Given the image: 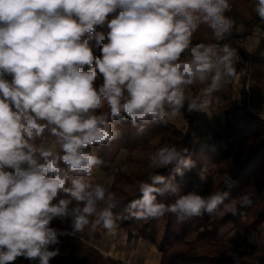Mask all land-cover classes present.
Masks as SVG:
<instances>
[{
  "label": "clouds",
  "instance_id": "obj_1",
  "mask_svg": "<svg viewBox=\"0 0 264 264\" xmlns=\"http://www.w3.org/2000/svg\"><path fill=\"white\" fill-rule=\"evenodd\" d=\"M253 9L264 21V0H253ZM229 11V0H0V264L17 257L49 264L59 255L49 246L60 237L89 225L112 232L126 218L113 211L118 202L110 190L86 179L103 163L89 149L117 138V121L142 132L167 124L185 104L188 112L203 111L208 97L235 77L240 60L223 43L234 24ZM105 25L106 42L97 33ZM200 25L212 30L215 43H192ZM94 36L99 57L90 45ZM205 83L202 96L186 95L185 87ZM187 153L173 144L151 151L148 167L172 174L150 173L123 213L145 220L172 214L183 223L222 205L235 215L228 191L189 192L171 204L158 199L177 193L175 175L195 167ZM223 183L232 186L227 175ZM61 193L67 198L53 204ZM240 200L252 203L247 195ZM55 218H70L71 232L49 227Z\"/></svg>",
  "mask_w": 264,
  "mask_h": 264
},
{
  "label": "trees",
  "instance_id": "obj_2",
  "mask_svg": "<svg viewBox=\"0 0 264 264\" xmlns=\"http://www.w3.org/2000/svg\"><path fill=\"white\" fill-rule=\"evenodd\" d=\"M231 11L226 12L234 24L230 39L246 37L255 32L262 20L253 9V0H229ZM110 15L108 19L110 20ZM239 27L241 29L239 30ZM240 32H239V31ZM109 29L98 26L97 33L105 36ZM215 43L212 39V30L200 25L192 34V43ZM235 48L233 43L224 41ZM93 54L101 56V45L95 36L90 41ZM181 59H187L182 55ZM252 77L264 90V54L252 55ZM233 78L231 79L232 82ZM231 82L229 84H231ZM103 83L102 74L98 73L94 87L98 89ZM205 84L192 86L195 96H202L201 90ZM219 97V100H215ZM209 107H217L223 118L221 130H215L217 142L214 146L199 141L195 133L198 121L207 120V113L203 111L188 112L187 104L182 109L185 124L179 128L168 121L167 124L153 123L139 131L128 120L117 121L115 128L119 130L117 138L104 146H91L103 161L100 167L113 163L121 150H126L123 164L118 166L109 186L118 207L114 212L122 213L126 218L117 221L116 231L122 230L128 244H137L139 241L153 243L160 252V264H264V246L259 248H238L228 243L222 230L231 226L244 233L257 231L264 224V117L255 114L246 103H240L234 98V93L224 85L219 91H214L208 97ZM107 111L105 104L102 109ZM232 120L236 122L233 126ZM47 132L45 133L46 136ZM164 144H173L178 148H187L195 167L186 170L183 176L175 175L174 183L177 193L164 199L171 204L182 195L195 192L201 196L211 195L215 191H228L229 200H235L237 212L233 215L222 205L213 214L205 213L194 216L183 223H177L176 217L166 214L158 219H137L123 213L124 206L133 199H138L139 183L148 180L153 171L156 174L169 176L171 168L151 169L148 163L138 160V151H154ZM59 152V149H57ZM12 171L11 169H6ZM206 176L201 179V174ZM229 176L232 186L226 187L223 183L225 176ZM247 195L251 198L250 205L242 206L240 197ZM60 198H67L66 194H59L52 202L55 204ZM225 203H228L226 201ZM103 205H101L102 207ZM163 223L161 237L157 238V223ZM49 227L71 232V219H53ZM109 230L102 226L97 227L92 235L93 239L103 240ZM113 232H110V234ZM121 233V232H120ZM61 243L49 246L50 250L59 248V255L50 259L51 264H127L121 257L104 255L96 243H87L78 233L60 237ZM144 240V241H143ZM140 243V244H141ZM11 264H35V261L15 260Z\"/></svg>",
  "mask_w": 264,
  "mask_h": 264
},
{
  "label": "rangeland",
  "instance_id": "obj_3",
  "mask_svg": "<svg viewBox=\"0 0 264 264\" xmlns=\"http://www.w3.org/2000/svg\"><path fill=\"white\" fill-rule=\"evenodd\" d=\"M240 29L241 27H239V30ZM227 42L233 43L235 49H237L240 60L235 65L236 75L233 77L231 84L228 83L224 86L234 93V98L237 101H240V103H246L255 114L264 117V90L260 84L253 80L252 77V55L264 54V21L259 24L253 34L246 37H238L236 39L228 38ZM4 78L8 79L9 81L12 79V77L8 74H4ZM203 89H205V87H203L201 90L203 91ZM185 93L188 96H193L194 89L192 86L185 87ZM219 99V97H215L214 101ZM204 110L207 113V120L198 121V129L195 133V136L199 141L214 146L217 142L214 131L216 130L218 132L221 130L223 118L220 116L217 107L211 108L207 106L204 108ZM169 121L176 124V126L179 128L183 127L185 124L182 114ZM231 122L233 126L237 125L234 120ZM46 137L49 139H54L53 137H50L48 133L46 134ZM57 149L59 148L57 147ZM150 152L151 151H138V160L148 163V155ZM126 153V150H121L113 163H109L106 167L98 166L94 168L92 176L87 177L86 179L93 185L101 184L104 187L109 186L113 180L114 172L118 169L120 164L124 163ZM75 203L76 202L73 201V204L70 205V207L75 206ZM156 226L158 231L157 238L159 239L163 231L162 221L159 220ZM96 229H92L89 225L78 234L82 236L85 242L96 243L97 247L100 248L104 255L115 256V251L119 250V255L122 257V259H125L124 261L127 264H147L146 261H144L148 255V250L145 247H149L147 241L143 240V243L139 241L136 245L128 244L123 231L120 230V233L119 231H116V229L112 231L113 233L111 234L110 232L105 234L103 236V240H97L93 239L92 237ZM222 233L224 239L228 243L233 244L238 248H259L264 246V224L257 231L251 233H244L240 229L232 228L231 226L225 227L222 230ZM154 247L153 248L156 249L155 245ZM156 251L158 250L156 249ZM19 259L25 260L24 257L16 258V260ZM136 259H138V261ZM35 264H39V259L35 260ZM49 264H51V260L49 261Z\"/></svg>",
  "mask_w": 264,
  "mask_h": 264
},
{
  "label": "crops",
  "instance_id": "obj_4",
  "mask_svg": "<svg viewBox=\"0 0 264 264\" xmlns=\"http://www.w3.org/2000/svg\"><path fill=\"white\" fill-rule=\"evenodd\" d=\"M26 167V166H25ZM147 243L149 244V247L148 246H145L146 248H147V250H148V255H147V257H146V259L144 260V261H146V263L147 264H160V256H161V254H160V256H159V253L160 252H158V251H156V249H154L155 247H154V244L153 243H151V242H149V241H147ZM154 248H153V247ZM109 251V250H108ZM157 252V253H156ZM120 253H119V250H117V251H115V256L116 257H121L120 255H119ZM159 256V257H158ZM122 258V257H121ZM125 260V259H124ZM137 261H138V259H136ZM144 263V262H143Z\"/></svg>",
  "mask_w": 264,
  "mask_h": 264
}]
</instances>
